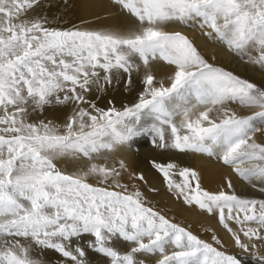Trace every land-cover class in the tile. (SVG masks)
Listing matches in <instances>:
<instances>
[{"label":"snow or ice","instance_id":"snow-or-ice-1","mask_svg":"<svg viewBox=\"0 0 264 264\" xmlns=\"http://www.w3.org/2000/svg\"><path fill=\"white\" fill-rule=\"evenodd\" d=\"M114 3L134 23L64 28L37 13L41 0H0V264H52L48 252L56 264H93L89 252L102 264H245L215 235L219 247L150 206L135 183L122 182L127 174L146 183L144 175L107 156L151 135L159 149L215 157L264 194L256 137L264 83L210 63L186 34L167 30L198 28L264 71V0ZM137 60L144 72L133 102L100 107L88 98L124 74L131 91ZM160 62L170 72L158 78L151 69ZM56 106L70 107L61 122L46 115ZM66 160L77 167H61ZM151 163L177 199L217 213L235 246L264 264V196H241L231 180L208 191L194 169Z\"/></svg>","mask_w":264,"mask_h":264},{"label":"rangeland","instance_id":"rangeland-1","mask_svg":"<svg viewBox=\"0 0 264 264\" xmlns=\"http://www.w3.org/2000/svg\"><path fill=\"white\" fill-rule=\"evenodd\" d=\"M44 1H46V0H41V3H43ZM108 2L112 6H115L119 10H121L120 6L114 3V0H109ZM74 25H78L80 27L82 26V24L79 23V21H77V23H75ZM195 29H198V28H195ZM213 42L218 43L215 41H213ZM194 44L201 51V53L205 56V58L209 60L210 63H213L217 66L223 67L226 70H229V71H232L236 74H239L242 77H245V72L247 70H249L248 64L244 63L243 61H241L239 64L237 62L238 60H236L232 56H230L229 55L230 52L227 50V48L224 45H221L220 43H218V44L224 48V50L226 51V53H228V55L225 54L223 56L221 54L219 56H216L214 48H212L211 53H209V52L205 51L203 48H201V46H198L196 43H194ZM230 54H232V53H230ZM213 57H214V59H213ZM137 63H141V62L137 60ZM160 63L167 68V73L170 72V69L165 64H163V62H160ZM141 67L143 69L142 63H141ZM239 68H241L242 72L238 71ZM141 70H140L141 73H137L138 76L135 74L133 75V76H135L133 80L137 79L136 84H138L137 88L139 91L142 89V84L140 83V80H141V77L143 75L144 69L142 71ZM153 72L158 76V78L162 77L159 70H155ZM262 72L264 73V71H262ZM124 75H126V74H124ZM125 79H127V75L125 76ZM255 82L260 83V81H255ZM97 91L98 90H96V92ZM137 94H138V92L136 94H134L135 98H136ZM97 95H98L99 100H100V98L102 96L100 91L97 92ZM97 100L98 99L96 98L95 101H97ZM109 100H111V99H108L107 102H104L101 99L100 102L97 101L96 103L97 104L104 103L105 105L100 106V107H108V101ZM124 104H126V103H124ZM49 109L50 110H49L48 114H51V115H49L47 117H49V119L54 118L53 120H55L57 122L63 121L64 117H66L65 115H67L68 112L70 111V107H63V106H56V107H52ZM61 110H63V111L59 113V111H61ZM59 118H60V121H58ZM256 137L259 141H264V131L258 132L256 134ZM152 139H153V137L151 135L137 136L133 142H131L128 145H124L121 147L124 151H126L129 154V156L123 157V155L120 154V150H119L118 152H116L114 154L108 155L107 156V158H108L107 162L109 164L115 163L118 167V161L120 159H123L125 161V163L128 165L129 170L131 172H134L136 174L142 173L144 175V177L146 178L145 179L146 183L139 181V180H129L127 174H124L122 182L129 183L130 185L132 183H135L140 188V190L145 194V196L147 197V200L149 201L150 206L155 207V209L160 211L161 214L165 215L166 217L171 219L173 222L179 223L182 226L188 228L189 231H192L195 235L199 236L201 239L208 241L210 243H213L214 246L219 247V245H215V242L212 240V236L215 235L218 239H220L222 241V243L225 246L221 250H225L229 253H235L239 256H242L243 259L245 260V264H255V261L252 259L251 255L249 253H243V252H241L240 249H238L235 246L231 234L226 229H224L223 226L219 223L217 213L209 214L206 211L199 209L198 206L186 205L183 202L182 198L177 199L176 195L168 190L166 183L163 179V176L155 168H153L152 163H151L152 161L163 163V160L145 156L148 152L154 151L156 149V146L152 143ZM122 149H121V151H122ZM126 149H128L129 151ZM176 153H177L176 154L177 161L176 162L174 161L173 163H176L180 167H188V168L196 170L200 174V178L202 176V172L205 170V168L207 167L209 162H213V161L215 162L216 161L215 163H217L218 165L222 164V162L217 160L215 157H209L206 154L178 153V152H176ZM141 156H142V158H141ZM120 157H123V158H120ZM128 159H130V161ZM134 161H136V162H134ZM164 161H167V160H164ZM98 162L104 163L105 161L103 159H101ZM139 164H142L143 166L146 165L144 167V169L145 168H146L145 170L149 169L148 171L150 173L153 171L158 181L154 180L155 182L153 181V185L151 183H149L148 179H147V173H149V172L148 171L144 172V170H139V169L137 170L136 167ZM61 167L65 168V169L67 168L68 171H73L75 169V167H77V164L71 160H66V161L61 162ZM226 167H228V166H226ZM145 173H146V175H145ZM219 177L217 180H215L213 178L212 179L203 178V176H202V179H201L202 187L204 189H206L208 191H212V192L219 191V190H221L222 187L225 188V190H227L226 189L227 182L229 180H231L236 192L241 196L254 197V198H261L262 196H264V194H261L257 190L251 188L245 181H243L240 177H238L233 172V170L229 167H228V171H226L225 173H221V175ZM221 178H222V180H220ZM211 181L213 182V184ZM156 182L158 183V185ZM154 183H156V184L154 185ZM152 189H155V191H152ZM192 214H194V215H192ZM196 215L197 216L199 215V216L197 217ZM192 217H193V219H192ZM213 219L215 222L213 221ZM208 220H210L211 223ZM207 221H208V223H207ZM231 226L233 228L237 227L235 224H232ZM218 229H220L222 231V233H224V234L222 235V233H220V230H218ZM242 239H243V237H242ZM226 242H228V243H226ZM125 250H126V247H125ZM259 251L262 255H264V247L260 248ZM46 258L48 260H50L52 262V264H56V262L60 259V257L53 252H48L46 254ZM89 259L93 262V264H102L101 258L93 252H89Z\"/></svg>","mask_w":264,"mask_h":264},{"label":"bare ground","instance_id":"bare-ground-1","mask_svg":"<svg viewBox=\"0 0 264 264\" xmlns=\"http://www.w3.org/2000/svg\"><path fill=\"white\" fill-rule=\"evenodd\" d=\"M108 1L109 0H46L43 3H41V7L37 9V13L47 15L49 17V19L57 20L59 22V26L64 27V28H67L71 25H74L75 23H77V21H79V23H81L82 21H86L87 23H81L82 24L81 27L92 28V29L118 28V27H125V26H128V25L134 23V18L130 17V15L128 13H126L125 11L119 10L117 7L112 6ZM167 30L183 32L184 34L189 36L194 43H196L198 46H201V48H203L205 51H207L209 53H211L212 48H214L216 56H219L221 54L223 56L225 54L228 55V53H226V51L224 50V48L221 45H219L218 43H214L213 41L209 40L207 37L203 36L201 33V30H198L195 28H188V27H185V26L180 25V24H170L168 26ZM229 55L232 56L234 59L238 60L237 62L240 64L241 60H239L233 54L229 53ZM248 66H249V70H247L245 72V77H247L253 81H260V83H264V73L262 71H260L257 67H254L251 65H248ZM141 69H142V67H141ZM239 69H238V71L242 72L241 68H239ZM151 70L152 71L159 70L162 77L167 74V68L165 66H163L161 63H154L152 65ZM134 74L137 75L136 72H133V75ZM125 76L126 75L122 76L120 83H114L113 85L108 86L105 91H100L102 96H101L100 100L98 99L97 101L100 102L102 99V101L107 102L108 99H111L115 102L117 107L122 106L124 103L130 104L131 102H133L135 100L134 94L139 92V90L137 88L138 84H136L137 79L133 80L135 86L131 89V91H129L125 87V80H126ZM134 77L135 76H133L132 78L134 79ZM97 92H96V89H94L88 98L95 100L98 97ZM98 105L104 106L105 104L100 103ZM49 110L50 109H48L46 111L47 116L51 115V114H48ZM62 111L63 110L59 111V113ZM60 118L58 121H60ZM121 149L122 148H120V154H122L123 157L129 156V154L126 151H124L123 149L121 151ZM126 150H128V149H126ZM176 154H177L176 151L162 150V149H159L158 147H156V149L154 151L148 152L145 156L153 157L156 159H161V160H163V163H169V162H174V161L176 162L177 161ZM123 157H120V158H123ZM141 158H142V156H141ZM128 160L130 161V159H128ZM164 160H167V161H164ZM134 162H136V161H134ZM215 162L214 161L209 162V164L207 165L205 170L202 172L203 178H207V179L213 178V179L217 180L218 177L221 175V173H225L226 171H228V167H226L223 164L218 165ZM145 166L146 165L143 166L142 164H139V165H137L136 169L137 170L138 169L144 170V172L148 171L149 169L148 170H145L146 168L144 169ZM145 175H146V173H145ZM202 176H201V179H202ZM147 179H148V182L151 183L152 185H153L154 180L158 181L153 171L151 173L150 172L147 173ZM220 180H222V178ZM156 183H154V185ZM212 184H213V182H212ZM157 185H158V183H157ZM192 215H194V214H192ZM192 219H193V217H192ZM208 221L210 222V220H208ZM208 221H207V223H208ZM213 221H214V219H213ZM218 230H220V229H218ZM220 233H222L221 230H220ZM223 234L224 233H222V235ZM226 243H228V242H226Z\"/></svg>","mask_w":264,"mask_h":264}]
</instances>
